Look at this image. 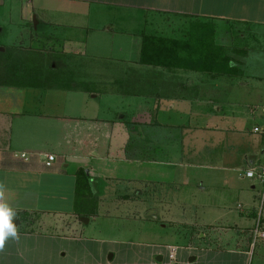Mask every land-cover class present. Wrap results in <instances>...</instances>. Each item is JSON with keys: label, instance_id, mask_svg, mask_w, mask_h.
Listing matches in <instances>:
<instances>
[{"label": "crops", "instance_id": "crops-1", "mask_svg": "<svg viewBox=\"0 0 264 264\" xmlns=\"http://www.w3.org/2000/svg\"><path fill=\"white\" fill-rule=\"evenodd\" d=\"M16 11L20 19L12 22ZM198 23L211 29L216 44L230 49L236 66L231 74L138 62L146 37L187 42ZM261 25L264 0H0V33L5 30L9 44L0 53L11 49L9 59L23 61L14 53L24 48L20 40L39 41L52 55L49 70L39 62V74L54 79L55 71L64 70L70 81L68 88L43 91L34 83L0 81V202L16 212L18 232L0 249V264H99L79 243L99 217L117 216L116 210L127 212L136 203L145 204L144 214L153 219L162 208L164 221L181 224L189 247H205L216 242L211 232L222 228L208 221L207 213L228 215V194L236 197L239 217L246 221L243 228L222 226L238 230L244 239L237 247L246 251L255 221L264 228L262 194L253 193L260 180L245 176L258 171L264 146V52L255 53L250 44L264 41ZM104 59L127 69L115 83L129 89L114 92L120 104L127 95L137 97L135 103L128 100L141 115L130 123L119 104L100 103L101 96L81 78ZM130 72L139 82H130ZM47 102L53 105L49 113ZM132 139L141 141L140 149L128 148ZM49 154L54 159L47 165ZM118 163L129 171L140 164L141 172L113 174L111 166ZM193 228L198 232L190 236ZM168 246L177 248L164 245L167 260Z\"/></svg>", "mask_w": 264, "mask_h": 264}, {"label": "rangeland", "instance_id": "rangeland-1", "mask_svg": "<svg viewBox=\"0 0 264 264\" xmlns=\"http://www.w3.org/2000/svg\"><path fill=\"white\" fill-rule=\"evenodd\" d=\"M4 6H7L6 3ZM20 15V11L10 14L11 21L18 22ZM10 19H8V21ZM28 20L33 25L36 21L33 16L28 17ZM31 23H29L30 26L32 25ZM259 27L262 30L264 29L263 25ZM253 30L257 32V27ZM6 35L5 30L0 33V47L7 48L9 46V44H7L8 37ZM20 41L25 44L23 45L24 48H20L14 51V53H16L19 58H22L23 61H7L8 74L5 78H0L2 83L21 85L34 83V85L40 87V90L42 91L47 88L59 86L66 88L70 87L69 78L64 70L57 69L58 71L53 73L55 74L54 79H48L46 73L39 74L41 71V65L39 62L41 61V64H45L44 70H49L48 63L52 56L48 55L49 53H46L45 48H43V43L35 40L31 42V44H28V42H25L26 39H21ZM251 42L250 44H252V46L254 45L253 48L255 49V53L258 54L262 51L264 52V47H262L264 41H262V43L258 42V44ZM103 47L106 49L109 46ZM10 51L11 49H9L8 53H11ZM8 53H5L6 56H10ZM42 59L44 60L42 61ZM124 71H127L124 63L113 61L111 59H104L102 62L96 64L92 71H88L85 74L83 71H74L72 74H84L85 76L81 78H83L84 82L86 80L87 82H90L87 87L91 89L93 93H98V95L101 96V100L98 99L100 103L103 104L104 101H108V103H113L115 105L119 104L120 106L117 110L125 114L127 116L126 122L130 123L134 115H141V110H135V108L132 110L131 108V100L128 99L131 98L132 102L135 103L137 99V97L133 96L135 94L125 96L127 99L122 104L117 102L116 95L119 97L120 95L116 94L114 91L121 92L124 91V89H129V86L127 85L123 84L120 86V83H115V81L120 82V72H122L124 78ZM130 74V82L132 84L139 82L140 76L137 75V73L134 75L130 72ZM152 74V72H149V75ZM151 79L155 81L157 79L156 75L151 76ZM78 84L79 83H77V85ZM103 92H107V94ZM247 92L248 88L246 87L245 93ZM245 93H243L244 96L246 95ZM89 95H92V93ZM51 106L53 105L47 102L45 105V113H49L48 111L51 109ZM54 108H56V106H54ZM215 120L219 123H223L227 119ZM126 122L124 123L128 124ZM140 144V140L132 139L128 148L140 149ZM111 148H113V150L115 149V142H111ZM129 149L127 151H129ZM259 152L261 160L260 165H262L264 164V146H261ZM249 159L252 158L249 157ZM139 165H134L137 169L131 168L129 171V168L127 170L124 164L118 163L115 166H111L113 168L112 173L117 175L119 173L124 175L123 173H125L126 175L132 174L134 176L141 172L140 168H138ZM258 165L259 164H255L254 167H257ZM92 179L99 182V179L94 178V176ZM254 183H257L256 180ZM245 184H249V182H245ZM244 188L252 193L249 185H244ZM257 189L253 193H257V195L261 196V194H263V185L259 183ZM231 195L228 194L229 197L225 208V210L229 212L228 215L223 214L221 210L217 211L216 209L207 213L208 218L210 219L207 220L210 222L212 221L214 224H220L218 226L222 228H218L214 232H211V237H213L216 242L210 241V245L205 247L198 243L189 247L191 245L187 243L186 238L182 234L183 229L181 224L164 221V213L161 210L162 208H159V215L155 219L147 217L143 211L145 204L141 203L129 205V209H126L127 212L124 211L125 207L121 208L120 211L116 210L115 213L119 214L117 216L111 215L110 217H99L95 225L90 227L91 229L93 228V230L89 229L91 234L84 237L85 240L79 244L85 246V248L91 252V256L94 257L95 262L97 261V258H99V264H264V238H257L253 247L252 245H249L246 251H241L239 247H237V244L241 242L240 240H243L244 237L239 236L240 233L237 229H227V227L222 226H231L235 224L238 227L243 228V226L240 225L242 223L241 221H246L244 217H239L238 208L236 207V197ZM76 202H82L80 196L77 197ZM260 202H262L260 204L262 205V210H260L259 214L264 221V199L262 200L260 198ZM241 203L242 202H240V204ZM252 203L255 205L256 210L259 209L260 206L258 207V200L256 202L252 201ZM89 205L91 206V202ZM241 205L242 209H244V204ZM254 215L257 216L256 211L254 212ZM217 216L219 219H217ZM240 216H242V214ZM256 222L257 220L255 223ZM248 223H251V220H249ZM183 228L187 229L188 227L184 226ZM248 229H250V227L245 228V231ZM192 232L197 233L198 230L196 231L195 228H193L189 232L190 236H193ZM249 241H252L251 237L249 238ZM166 244L177 246L175 261L169 262V260H167L166 249L164 247ZM159 256L162 257V261L160 262L157 261V257Z\"/></svg>", "mask_w": 264, "mask_h": 264}, {"label": "trees", "instance_id": "trees-1", "mask_svg": "<svg viewBox=\"0 0 264 264\" xmlns=\"http://www.w3.org/2000/svg\"><path fill=\"white\" fill-rule=\"evenodd\" d=\"M193 30L191 29V39L187 42L146 37L140 49L138 62L168 69L187 68L212 76L231 74L236 66L230 49L216 44L211 29L204 24H196ZM1 58L3 70L0 69V78H5L8 74L7 61L11 59L10 56L0 53V63Z\"/></svg>", "mask_w": 264, "mask_h": 264}, {"label": "clouds", "instance_id": "clouds-1", "mask_svg": "<svg viewBox=\"0 0 264 264\" xmlns=\"http://www.w3.org/2000/svg\"><path fill=\"white\" fill-rule=\"evenodd\" d=\"M16 212L5 202H0V249H3L5 242L9 239H17Z\"/></svg>", "mask_w": 264, "mask_h": 264}, {"label": "built area", "instance_id": "built-area-1", "mask_svg": "<svg viewBox=\"0 0 264 264\" xmlns=\"http://www.w3.org/2000/svg\"><path fill=\"white\" fill-rule=\"evenodd\" d=\"M258 128H254V131H258ZM48 161L46 162L47 165H50V162L54 159V156L49 154L47 156ZM245 176L248 178H254L257 177L260 180V183L263 185V194H262V199L264 196V164L261 165L257 170H247L245 171ZM257 238H264V228H260V222L257 221L254 230H252V247L254 246V242L257 240ZM175 252H176V247L175 246H168V259L173 260L175 258Z\"/></svg>", "mask_w": 264, "mask_h": 264}, {"label": "water", "instance_id": "water-1", "mask_svg": "<svg viewBox=\"0 0 264 264\" xmlns=\"http://www.w3.org/2000/svg\"><path fill=\"white\" fill-rule=\"evenodd\" d=\"M250 162V164H251V161H249ZM160 258H157V260H159Z\"/></svg>", "mask_w": 264, "mask_h": 264}]
</instances>
